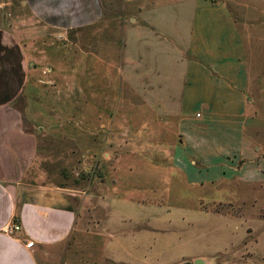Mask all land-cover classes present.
Masks as SVG:
<instances>
[{
    "label": "rangeland",
    "instance_id": "374dc122",
    "mask_svg": "<svg viewBox=\"0 0 264 264\" xmlns=\"http://www.w3.org/2000/svg\"><path fill=\"white\" fill-rule=\"evenodd\" d=\"M11 1L10 13L26 17L20 0ZM154 1L157 8H169L172 16L178 13L162 21L183 35L192 23L193 9L179 12L190 3ZM227 1L241 36L250 99L259 110L251 117L260 124L264 0ZM135 8L127 0H103L102 17L93 25L57 36L35 23L23 36L34 43L43 37L50 43L47 70L40 68L38 76L27 78L12 102L24 129L36 136L26 190L43 185L69 196L75 221L61 243L69 264H137L138 236L146 242L142 264H168L153 254L148 242L171 227L153 222L201 219L208 226H195L190 232L176 226L173 231L191 239V246L214 257L216 264H264V183L192 187L159 171L168 165L161 159L170 154L157 145L159 121L151 110L139 108L138 79L122 78L123 50L135 25ZM259 133L256 139L261 144L264 131ZM259 157L264 164V152ZM186 261L193 262L181 263Z\"/></svg>",
    "mask_w": 264,
    "mask_h": 264
},
{
    "label": "crops",
    "instance_id": "0c3cea01",
    "mask_svg": "<svg viewBox=\"0 0 264 264\" xmlns=\"http://www.w3.org/2000/svg\"><path fill=\"white\" fill-rule=\"evenodd\" d=\"M127 1L136 7L135 25L123 50L122 78L138 79L139 108L151 110L159 121L157 145L170 151L161 159L168 165L159 171L192 187L264 183L259 159L264 143L256 139L264 131V119L258 124L251 117L259 110L250 99L241 36L228 1L179 0L190 3L180 15L193 9L191 25L179 36L167 23L178 13L172 16L169 8H157L154 0ZM102 2L20 0L27 12L23 17L10 13L11 0H0V264H69L61 243L73 227L74 206L57 188L38 185L26 190L36 136L24 129L12 102L27 78L38 76L40 68L47 70L50 43L43 37H38L39 43L23 38L32 25L62 36L98 22ZM177 78L182 79L177 83ZM153 223L171 227L148 242L165 263L199 259L202 264H216L214 257L191 246V239L173 231L176 226L189 232L208 226L205 220ZM14 224L20 229L7 234L5 230ZM27 241L34 242L32 248L25 247ZM145 243L144 236L137 237V264L145 261Z\"/></svg>",
    "mask_w": 264,
    "mask_h": 264
},
{
    "label": "built area",
    "instance_id": "2783aa9c",
    "mask_svg": "<svg viewBox=\"0 0 264 264\" xmlns=\"http://www.w3.org/2000/svg\"><path fill=\"white\" fill-rule=\"evenodd\" d=\"M19 229H20L19 225L14 224V225H12L11 227L7 228V229L5 230V232H6L7 234H11L13 231H18ZM33 245H34V242H32V241H27V242L25 243V247H26V248H32Z\"/></svg>",
    "mask_w": 264,
    "mask_h": 264
},
{
    "label": "water",
    "instance_id": "95a60500",
    "mask_svg": "<svg viewBox=\"0 0 264 264\" xmlns=\"http://www.w3.org/2000/svg\"><path fill=\"white\" fill-rule=\"evenodd\" d=\"M181 264H202V261L197 259V260L193 261L192 263L190 261H186V262H183Z\"/></svg>",
    "mask_w": 264,
    "mask_h": 264
}]
</instances>
